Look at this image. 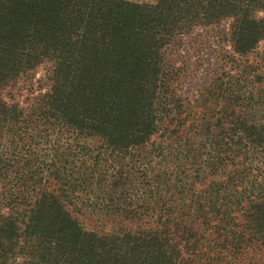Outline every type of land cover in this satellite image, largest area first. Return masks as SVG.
Returning a JSON list of instances; mask_svg holds the SVG:
<instances>
[{"label": "trees", "instance_id": "obj_1", "mask_svg": "<svg viewBox=\"0 0 264 264\" xmlns=\"http://www.w3.org/2000/svg\"><path fill=\"white\" fill-rule=\"evenodd\" d=\"M224 22L232 69L191 103L176 42ZM263 42L264 0H0V91L32 94L0 98V264L264 253Z\"/></svg>", "mask_w": 264, "mask_h": 264}, {"label": "rangeland", "instance_id": "obj_2", "mask_svg": "<svg viewBox=\"0 0 264 264\" xmlns=\"http://www.w3.org/2000/svg\"><path fill=\"white\" fill-rule=\"evenodd\" d=\"M135 1L147 3L154 0ZM229 25V22H224L220 26L199 30L197 34L183 37L176 42L173 57L178 60V64L182 68L180 67L181 69H178L181 72L176 78L177 81L175 82V86L178 87L181 96L188 99L191 103L199 99L206 89H212L213 84L217 87V85L220 84L219 79L221 73L232 69L231 66L227 64L226 59V56L232 53ZM261 50H264V42L261 44ZM43 74V68H40L32 78L36 81L41 79ZM30 85L31 81L24 79L19 82L17 87H11L4 91H0V98L9 102L14 101L24 104L32 95L28 89ZM208 100L210 102V99ZM214 103L216 104V102ZM220 103L221 105L224 103L222 97L220 98ZM215 113L216 112L209 103L205 114L208 118H211L216 115ZM242 158L244 157L242 156ZM243 163L244 160L242 161V164ZM249 168L250 175L253 179L260 180L261 177L264 178L259 171V168H261V171H264V165H262L259 160L254 161L253 166ZM230 170L231 168L228 169V173ZM198 187L201 188V186ZM91 218L92 217L88 216V214L80 217L86 226L91 224ZM260 256L264 260V253L259 256L250 253L248 256L246 255L244 260L239 264H255V262H252V259L255 258L259 260ZM238 260L239 259L236 257H229L222 260V262H224V264H238ZM262 262L264 261H256V264H264Z\"/></svg>", "mask_w": 264, "mask_h": 264}]
</instances>
